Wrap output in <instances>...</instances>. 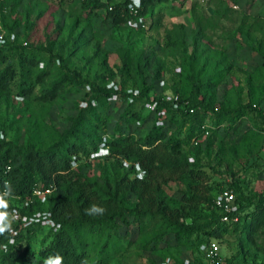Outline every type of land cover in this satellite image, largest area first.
Segmentation results:
<instances>
[{
    "label": "rangeland",
    "instance_id": "374dc122",
    "mask_svg": "<svg viewBox=\"0 0 264 264\" xmlns=\"http://www.w3.org/2000/svg\"><path fill=\"white\" fill-rule=\"evenodd\" d=\"M129 2L139 4V0ZM4 3L10 6L4 15V24L9 27L13 20L19 22L10 32L4 30V44L49 48L51 55L62 60L60 63L54 59L52 73L63 66L76 72L79 79L94 82L106 90L118 84L127 89L136 88L144 82L151 86L153 94L173 90L186 94L188 85L185 79L189 68L197 70L205 63L201 79L208 81L207 97L212 98L214 110L234 107L239 100L244 103L250 99H259V108L264 110V0H165L155 5L151 16L141 18L134 28L126 22L111 24L104 19V11L84 16L69 2L65 8L58 7L56 0H0V5ZM23 12H27L26 17ZM167 33L172 38H180L184 49L182 46L165 47ZM193 45L196 53L191 57ZM40 68L41 64L37 69ZM65 90L50 103L35 107L30 104L28 108L25 104L27 98L16 97L12 87L8 103L3 104L0 100V127L5 129V140L18 145L28 141L42 142V147L56 142L72 125L77 110L85 108L91 97L85 85L66 87ZM121 104L104 109L107 117L101 121V129L93 135V140L88 137L83 141L86 152L79 158H70L71 168L89 180H100L103 175L112 185L114 176L119 177L130 166L120 157L111 158L106 146L108 138L115 133L113 126L116 123L121 134L136 139L144 136L152 126L153 117L146 112L139 114L144 118L142 122H123L119 114L125 106ZM101 118L103 115L100 114ZM11 120L16 132L6 130ZM161 122L167 135L180 139V151L188 161H194L205 173L206 188L212 197L218 188L232 186L237 203L245 208L241 216L254 212L255 197H264V140L249 134L244 136L247 120L240 121L239 126L228 134L219 132L216 136L201 139L197 150L181 139L184 127L178 129L175 120L161 119ZM84 130L90 133L87 127ZM207 142H211L209 147H206ZM133 170L142 176L135 166ZM164 194L171 207L179 205L177 185L169 183ZM134 203L133 195L126 196L128 208ZM18 206L7 201V207ZM6 212L11 224L15 223L18 219L15 211ZM206 214L210 215L208 211ZM246 222L247 217H242L241 226ZM245 229L213 233L212 237L219 242L223 264H264V223L251 230ZM123 232L121 227L119 233ZM46 234L45 229L36 234L31 243L34 254L42 248L40 240ZM133 236L131 229L128 238ZM47 242L48 239L43 246ZM102 243L103 239L93 250L91 260L102 258L98 255ZM151 246L149 244L145 250L139 245L128 247L122 243L114 249L106 264L197 262L196 246H179L172 235L163 237L154 250L149 249Z\"/></svg>",
    "mask_w": 264,
    "mask_h": 264
},
{
    "label": "trees",
    "instance_id": "16d2710c",
    "mask_svg": "<svg viewBox=\"0 0 264 264\" xmlns=\"http://www.w3.org/2000/svg\"><path fill=\"white\" fill-rule=\"evenodd\" d=\"M164 1L139 0L138 16L149 18L154 6ZM56 2L60 8H65L64 5L69 2L84 16L104 11V19L113 25H121L129 17V0ZM9 8L5 3L0 5V26L7 32L19 25L16 20L9 27L4 24V15ZM23 13L26 17L27 12ZM164 39L165 47L182 46L184 49L180 38H172L167 33ZM192 53L191 57L195 56L194 45ZM55 58L62 63L58 56L51 55L49 48L9 46L4 43L0 46V100L3 104L8 103L12 87L15 88L16 97L27 98L25 104L28 108L30 104L35 107L52 102L66 92V87L85 85L91 93L85 108L77 110L70 128L49 146L42 147V142L33 141L18 145L5 140V129L0 127V192L3 189L6 191V202L12 201L19 205L2 209L8 212L14 210L18 219L11 224L10 230L0 234V264H45L48 260H51L50 264H56L57 257L60 258V264H106L114 249L122 243L128 247L139 245L145 250L152 244L149 249L154 250L157 242L168 235H172L179 246L194 244L198 251L197 262L188 264H201L199 247L210 240L218 242V239L212 237L215 231L225 233L228 230L243 231L244 228L251 230L264 223V197L256 196L253 202L254 212L249 216H241V211L245 208L237 203L235 188L229 185L218 188L217 193L225 189L232 191L237 207V221L221 222V211L212 207L213 197L206 188L205 173L194 161H188L180 151V139L172 134L167 135L161 122V119L175 120L178 129L184 127L181 139L190 146L192 138H200V126L204 124L208 125L209 133L205 137L208 138L219 132L228 134L244 120H247L248 126L244 136L249 134L264 140L261 134L264 120L259 99L246 100L244 103L239 100L234 107H219L214 110L212 98L207 97L208 81L201 79L202 68L206 65L203 63L197 70L189 68L185 79L188 85L186 94L177 90L171 92L178 97L176 109L162 100V94L151 93V86L144 82H140L136 88H130L137 90L138 94L132 98L131 103H127L125 91L128 89L124 85L118 84L117 91L106 90L94 82L79 79L76 72L63 66L57 72H50ZM39 64L41 68L38 70ZM50 75L52 77L48 79ZM113 95H116L117 101L111 104L109 99ZM150 96L156 102L153 111H147L144 107ZM119 102L125 106L119 114V119L123 122H142L144 118L140 117L141 112L151 114L153 122L149 131L137 139L121 134L118 123L113 126L115 133L106 142L109 155L111 158L120 157L130 163V166L119 177L114 176L112 186L103 175L100 180H89L78 170H73L70 158H79V155L86 152L83 141L88 137L93 140V135L101 129V121L107 117L104 109ZM189 109H192V113L188 112ZM100 114L103 115L101 120ZM206 119L209 120L208 123L205 122ZM156 122H161V125H156ZM12 124L13 120L6 130L16 132ZM85 127L90 133L85 132ZM210 144L211 142H207L206 147ZM199 146L200 142L192 147L197 150ZM115 164L120 167L118 162ZM134 166L141 172V177L135 174ZM169 183L178 186L180 199L177 207H171L165 199L164 188ZM48 186L52 190L43 197V202L32 195L35 187ZM128 195L135 198L132 208L125 205ZM92 205L103 211L91 210ZM35 213H47L49 219L58 225V229L52 231L36 224L23 227L21 218L27 219ZM242 217H247V222L241 226ZM121 227L124 229L122 234L119 233ZM129 228L134 233L131 238H128ZM43 229L47 230V234L40 240L42 248L34 254L31 243ZM201 236L205 239L202 240ZM46 239L48 242L43 246ZM102 239L98 252L102 258L91 260L93 250ZM9 240L12 241L11 244L8 243Z\"/></svg>",
    "mask_w": 264,
    "mask_h": 264
},
{
    "label": "built area",
    "instance_id": "2783aa9c",
    "mask_svg": "<svg viewBox=\"0 0 264 264\" xmlns=\"http://www.w3.org/2000/svg\"><path fill=\"white\" fill-rule=\"evenodd\" d=\"M127 14L128 19L126 20V24L134 28L138 25V22L141 20V18L138 16V6L129 3L127 4ZM4 43V31L0 26V46ZM113 91H117L118 87L115 85H112L110 87ZM127 94V103H131L132 98L136 97L138 92L135 89H128L125 91ZM110 101L115 102L117 101L116 95H113L110 99ZM162 100L165 102H168L171 104L173 109H176L178 106V97L171 92H165L162 94ZM156 105V102L154 101L153 97H149V102L145 104V109L147 111H153L154 107ZM252 108H255L254 105H252ZM189 113H192V109L188 110ZM261 114L263 116L264 120V110H261ZM156 125H161V122H156ZM262 130L261 134L264 137V123H262ZM201 135L200 138H192L191 139V145L195 146L198 144L201 139H204L206 136H208V125L204 124L200 126ZM52 190L51 186H48L47 188H41V187H35L32 190V195L42 199L45 195H48ZM0 196H3L5 199L7 197L6 191L3 189L0 192ZM212 207L215 209H218L221 211L222 216L220 217V221L223 223L228 222H236L237 221V215H236V205L234 203V194L231 190L225 189L220 192H218L212 199ZM21 223L23 227H27L31 224L39 225L46 229H51L52 231H55L58 229V225L54 224L50 219L49 215L47 213H35L29 218H21ZM9 244L12 243L11 240L8 241ZM4 249V246L2 247ZM199 251L201 253V264H223L222 256L220 254V249L218 242L216 240H210L207 243L201 245L199 247ZM188 261H185V264H188Z\"/></svg>",
    "mask_w": 264,
    "mask_h": 264
},
{
    "label": "clouds",
    "instance_id": "9594fccd",
    "mask_svg": "<svg viewBox=\"0 0 264 264\" xmlns=\"http://www.w3.org/2000/svg\"><path fill=\"white\" fill-rule=\"evenodd\" d=\"M138 2V0H137ZM2 138V137H0ZM7 208V202L4 200L3 196H0V234L5 232L6 230L11 229V221L9 220L8 216L9 214L6 211H3L2 209ZM93 211H103L102 209H98L96 205H92ZM51 260L45 261V264H50ZM56 264H60V258H56Z\"/></svg>",
    "mask_w": 264,
    "mask_h": 264
}]
</instances>
